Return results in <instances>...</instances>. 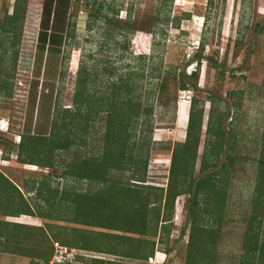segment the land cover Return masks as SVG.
<instances>
[{
  "label": "rangeland",
  "instance_id": "374dc122",
  "mask_svg": "<svg viewBox=\"0 0 264 264\" xmlns=\"http://www.w3.org/2000/svg\"><path fill=\"white\" fill-rule=\"evenodd\" d=\"M17 1L0 0V80L8 82L11 93L9 97L8 91L0 92V138L17 147L24 133H52L55 120L61 119L60 112L76 107L74 96L80 69L94 75V86L99 90H106L121 76L135 73L133 82L144 86V93L156 91L150 100L155 107L148 183L167 187L173 150L177 143L186 140L190 101L197 95L205 102V121L196 176L212 175L220 188L223 184L228 188L229 222L224 225L218 254L223 255H219L222 264H239L236 260L253 213L251 201L264 146V31L257 28L264 24V0H22L20 26L9 33L2 26H9L7 18L13 15ZM51 5L49 32L57 26L64 27L67 37L60 53L43 54L39 50L40 34ZM198 52L209 60L195 59ZM199 61L201 89L183 90L175 76L180 78L186 66L188 72L195 70ZM105 67L114 69V75L102 74ZM160 72L162 77H155ZM167 78V92L161 95L160 84ZM106 118L107 114L102 113L92 121L87 143L74 144L67 161L76 156L89 158L101 154ZM220 125L226 141L219 164L203 171L204 154L213 146L214 132ZM143 129H138V137ZM9 144L0 143V172L20 188L36 211V203L46 207L34 189L42 182H51L60 189L67 185L81 191L100 188L90 180L61 178L62 167L25 164ZM3 153L8 159H3ZM235 166L238 171L233 176ZM110 176L130 182L132 173L113 172ZM227 177L234 179L228 181ZM188 197L182 195L177 199L170 241L162 243L160 239H165L166 233L159 230L157 236H149L156 241L153 257L143 262L125 258L123 264H185L190 226L185 235L182 231ZM15 205L20 208L21 199H16ZM260 212L264 231V208ZM0 219L33 226L51 222L103 230L51 221L38 214L6 216L3 209ZM168 248L171 252L167 254ZM68 250L76 253L75 261L79 264H92L90 256L117 258L69 247ZM55 261L53 258L50 264H56ZM0 264L44 262L34 256L0 252Z\"/></svg>",
  "mask_w": 264,
  "mask_h": 264
},
{
  "label": "trees",
  "instance_id": "16d2710c",
  "mask_svg": "<svg viewBox=\"0 0 264 264\" xmlns=\"http://www.w3.org/2000/svg\"><path fill=\"white\" fill-rule=\"evenodd\" d=\"M18 1L13 15L7 18L9 26H2L6 32H15L18 30L17 26H20L22 0ZM52 7L53 5L46 10L40 34L39 50L43 54L60 53L66 40L64 27L57 26L51 34L49 32ZM63 7L66 10L68 8L66 5ZM257 28L259 32L264 31V24H258ZM197 58L200 61L209 60L202 52L196 54L195 59ZM200 61L195 70L188 72L186 66L180 78L175 76V79H180L183 90L187 91L191 87L195 90L201 89ZM114 73V69L105 67L102 74ZM134 74L121 76L110 83L106 90H99L94 86V75L86 69H80L74 96L76 107L60 112L61 119L55 120L52 133H24L17 147L8 142L12 150L18 151L19 161L44 167H62L61 178L90 180L99 184L100 188L81 191L67 185L60 189L53 187L51 182H42L34 189L39 194L38 199L46 207L36 203V211L25 200L20 188L0 172V209L4 210V215L19 217L23 214H38L43 219L66 221L105 231L55 225L51 222L45 226H33L0 219V252L34 256L43 260L44 264H50L56 256V243H60L74 250L117 257L108 259L103 256H90L88 259L92 264H123L122 259L125 258L147 261L155 255L156 248V241L149 236H157L159 230H162L166 233V238H161L160 241L164 244L170 241L177 199L188 195L187 219L182 231V235H185L190 226L185 264H222L219 255H223L218 254V249L224 225L229 222V212H226L230 204L228 188L225 184L220 188L219 181L212 175L196 176L199 144L204 130L205 102L197 95L191 98L186 140L174 147L167 187L151 185L148 183V169L155 104L150 100L156 91L147 90L144 93V86L133 82ZM141 76L145 77L144 72ZM155 77H162V73H157ZM7 83L0 80V92L8 91L6 94L11 97ZM167 89L168 78L160 84V94L164 95ZM36 97L35 95L34 105ZM102 113H106L107 118L103 126L104 136L101 139L104 144L101 154L89 158L76 156L67 161L74 144L82 146L87 143L91 123ZM140 127L145 129L138 137L137 131ZM210 127L213 130L212 125ZM28 128L30 129V124ZM214 135L216 139L211 143L213 146L204 154L203 171L219 164L225 146L221 125ZM6 141L0 138L3 145L8 144ZM2 157L8 159L4 153ZM233 171L234 176L238 171L236 166ZM113 172H130L131 180L135 182L114 179L110 176ZM231 179L233 181L234 178L227 177L228 181ZM18 198L22 201L20 208L15 205ZM251 202L253 213L236 261L239 264H264L263 215L260 212L264 208V146L258 160L257 184ZM166 251L168 254L171 249ZM55 262L62 264L59 258Z\"/></svg>",
  "mask_w": 264,
  "mask_h": 264
},
{
  "label": "built area",
  "instance_id": "2783aa9c",
  "mask_svg": "<svg viewBox=\"0 0 264 264\" xmlns=\"http://www.w3.org/2000/svg\"><path fill=\"white\" fill-rule=\"evenodd\" d=\"M56 248H57V251H56L55 260H57V258H59L61 260L62 264H65L68 261H75L76 253L70 252L68 250L67 246H63L60 243H56ZM74 255H75V257H74Z\"/></svg>",
  "mask_w": 264,
  "mask_h": 264
},
{
  "label": "water",
  "instance_id": "95a60500",
  "mask_svg": "<svg viewBox=\"0 0 264 264\" xmlns=\"http://www.w3.org/2000/svg\"><path fill=\"white\" fill-rule=\"evenodd\" d=\"M65 264H79V263L78 262H75V261H68Z\"/></svg>",
  "mask_w": 264,
  "mask_h": 264
},
{
  "label": "clouds",
  "instance_id": "9594fccd",
  "mask_svg": "<svg viewBox=\"0 0 264 264\" xmlns=\"http://www.w3.org/2000/svg\"><path fill=\"white\" fill-rule=\"evenodd\" d=\"M190 116V115H189ZM188 123H189V119H188ZM157 256V255H156ZM97 257H102V256H97ZM76 262V261H75Z\"/></svg>",
  "mask_w": 264,
  "mask_h": 264
}]
</instances>
